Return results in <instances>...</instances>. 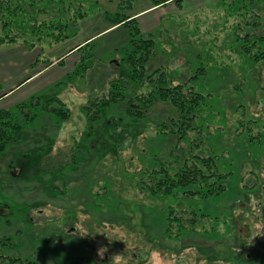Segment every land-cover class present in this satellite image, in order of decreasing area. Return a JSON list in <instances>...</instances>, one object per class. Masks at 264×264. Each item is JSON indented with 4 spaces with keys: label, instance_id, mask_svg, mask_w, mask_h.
<instances>
[{
    "label": "rangeland",
    "instance_id": "374dc122",
    "mask_svg": "<svg viewBox=\"0 0 264 264\" xmlns=\"http://www.w3.org/2000/svg\"><path fill=\"white\" fill-rule=\"evenodd\" d=\"M229 3L169 1L139 16L151 0L0 3V37H7L0 45V72L8 74L1 89L37 74L23 89L27 99L8 107L10 116L0 122L11 138L18 136L0 153V264H264V131L258 135L264 62L242 58L227 42L232 28L255 29L262 19L247 5L240 8L243 17L227 19ZM80 12L88 17L79 20ZM116 14L135 17L154 44L144 76L150 79L123 91L126 101L138 104L140 92L153 88L149 80L162 76L168 87L192 86L205 95L203 113L180 140L158 133L159 122L176 118L168 102L155 104L145 120L129 118L121 99L119 108L102 109L96 121L84 110L90 106L99 115L97 103L108 101L113 81L130 71L129 32H103L110 28L105 15ZM9 21L11 32H3L1 23ZM257 28L264 35V27ZM76 30L75 37L59 41ZM21 48L32 49L37 59L29 69ZM61 106L70 114L67 121L49 111ZM192 150L217 156V169L229 173L224 192L152 197L141 188L163 159L174 165ZM171 208L185 219L189 211L208 217L196 234L169 241L162 236Z\"/></svg>",
    "mask_w": 264,
    "mask_h": 264
},
{
    "label": "trees",
    "instance_id": "16d2710c",
    "mask_svg": "<svg viewBox=\"0 0 264 264\" xmlns=\"http://www.w3.org/2000/svg\"><path fill=\"white\" fill-rule=\"evenodd\" d=\"M6 1L7 0H0V3L4 4ZM151 1L153 4L151 7L156 8L161 7L169 1H174L177 5H179L183 0ZM223 1H230L228 7L226 8L227 12L225 11L227 13L225 16L227 19H231L238 15L243 17L242 13H240V8H242V5H247V9L250 11L249 13H252V16H257L262 19V21L257 19L258 26L262 25V27H264V0ZM235 1L239 2V4L235 5L233 3ZM18 9L20 10L21 8L19 7ZM87 15L88 14L85 12H80L79 15L77 13L78 19L81 21L87 18ZM105 20L109 21L110 28H124L130 34L131 39L129 45L131 50L127 53V63L130 67V71L125 78L113 81L112 87L108 91L109 93L106 94L107 97H110L108 101L102 99L100 103H97L96 106L100 104V107H96L95 111L96 113L98 111L99 115L93 116L91 113L92 107L90 108V106H86L84 108V110L88 113L89 119L91 121L100 119L102 116V109L110 110L114 107L119 108L118 105H120V99L122 101L124 100L125 106H127L124 107L129 118L135 120H145L147 112L153 108L155 104L168 102V104H170L172 109L176 112V118H168L167 122H159L157 125L158 133L172 136L179 135L177 137L180 140V137L185 135L188 129L193 128L194 124L192 121L194 117L197 116V114L203 113L205 106L204 100L206 99L205 95L197 92L192 86H189L186 90L182 84L168 87L166 86V77L162 76L158 79L156 78L155 83H152L155 79L149 80V83L150 85H153V88L151 86H146V92L145 88L144 91L140 92L141 95L138 99V104H135L132 99L126 101L123 96V91L129 89L130 87L136 89L141 86L143 87L145 83L142 81L141 83H138L139 80L144 78L150 79V76H144L146 75L147 64L153 54L154 44L153 41L145 39L139 29L136 19L132 16L122 18L119 14H116V17H109V15H105ZM226 21L227 20L224 19L221 24L224 29L227 24ZM1 24L3 32L8 33L11 32L14 21H9L8 24H3L2 22ZM258 26H254V28L256 27L255 29L247 28L246 31L241 28V25L236 26V28H234L235 31L232 28L233 39L230 37L231 39L229 38L227 40V42L231 43L230 47H233V49H239L240 56L242 58L248 57V59L257 64L264 62V35L261 32H255L256 30H259V28H257ZM250 29L254 32V34L250 32ZM78 31L79 30L74 32L70 31L68 35L63 36L59 41L75 37ZM5 38L7 37H0V45L6 42ZM12 41V39L9 40V42L13 43ZM237 49H235V51H237ZM201 70H203L201 72L202 74L207 73L205 67H202ZM133 91L134 90H132V92ZM136 96L137 94L135 97ZM49 111L64 121H67L70 116L68 110L64 109L63 106L49 108ZM6 115L10 116V114L6 111L0 113V122ZM16 129L20 130V127H16ZM6 130V126L1 123L0 153L6 150L11 141L14 142V140L16 141V139H18V136L11 138ZM261 131H264V124L260 126L258 135H260ZM18 134L20 135V132ZM216 160L217 156L210 155L203 157L201 155H196L193 150L190 151L188 156H185L182 160L178 159L174 165H171L167 160L163 159L161 167L152 168L146 173L147 176L144 180H142L141 188L152 197L171 196L174 193L178 195L180 194V191L187 197H194L197 195L210 197L218 195L227 189L222 181L227 178L229 173L220 172L216 167ZM187 217L189 218L185 219V213L178 212L171 208L165 215V226L162 237H165V239L170 241L174 239L178 240L186 234H190V232L196 234V228L199 227L198 225L202 221L201 219L208 217V215L198 213L196 211H189ZM204 231H206V228Z\"/></svg>",
    "mask_w": 264,
    "mask_h": 264
},
{
    "label": "crops",
    "instance_id": "0c3cea01",
    "mask_svg": "<svg viewBox=\"0 0 264 264\" xmlns=\"http://www.w3.org/2000/svg\"><path fill=\"white\" fill-rule=\"evenodd\" d=\"M160 7H156V8H153V7H148L144 10H142L141 12H139L138 14H136L135 16H139V15H143L149 11H154V10H157L159 9ZM135 18V17H134ZM120 27H115V28H109V29H105L103 32H106V31H109V30H114V29H118ZM89 41V40H88ZM87 42V41H86ZM85 44V43H84ZM84 44H81V45H78L76 47H73L71 51H69L67 54L59 57V59H57L56 64L60 63L62 59H64L68 54H71L75 51H77L78 49L81 48L82 45ZM28 49V50H27ZM27 49H24V48H21V54L24 56V57H27L24 61V65H23V68H31L33 65L36 64L37 62V59L34 58V55L31 54L30 52L32 51V49L30 48H27ZM63 61V60H62ZM55 66V65H54ZM50 67H53L52 65H46V67L44 69H42V71H40L39 73H43L44 71H46L48 68ZM2 68L0 67V70ZM38 73V74H39ZM37 75V74H36ZM35 75V76H36ZM33 76V77H35ZM8 77V74L7 73H2L0 72V113L3 112V111H7L8 110V107L12 106L13 104H18L21 100H24V99H27V98H24V97H27L29 93H27V91H23V89L28 85L30 84L28 81L30 79H32L33 77L31 76H27L26 78L24 79H20V81L18 83H14L13 85H11L10 87H8V89H1V87H4L5 83H6V79ZM28 82V83H27ZM27 83V84H26ZM23 91V92H22ZM15 97H17V100H14ZM22 102V101H21Z\"/></svg>",
    "mask_w": 264,
    "mask_h": 264
}]
</instances>
